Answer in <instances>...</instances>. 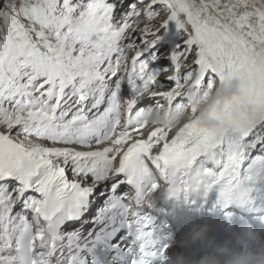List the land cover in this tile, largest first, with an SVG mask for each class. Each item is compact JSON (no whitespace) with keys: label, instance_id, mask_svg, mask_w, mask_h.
I'll list each match as a JSON object with an SVG mask.
<instances>
[{"label":"snow or ice","instance_id":"snow-or-ice-1","mask_svg":"<svg viewBox=\"0 0 264 264\" xmlns=\"http://www.w3.org/2000/svg\"><path fill=\"white\" fill-rule=\"evenodd\" d=\"M169 28L181 37L171 48ZM235 77L243 95L233 104L254 106L240 119L226 104L213 113L219 127L187 124L186 137L142 119L152 107L183 109L186 84L207 95ZM257 181L264 0H0V264H90L95 242L76 224L109 183L134 191L101 218L119 212L131 264H149L151 233L136 208L162 182L170 199L215 194L213 207L227 208L251 203Z\"/></svg>","mask_w":264,"mask_h":264},{"label":"clouds","instance_id":"clouds-1","mask_svg":"<svg viewBox=\"0 0 264 264\" xmlns=\"http://www.w3.org/2000/svg\"><path fill=\"white\" fill-rule=\"evenodd\" d=\"M181 91L188 94L187 105L172 112H169L167 105L149 108L142 115L147 128L169 127L171 124L172 133L181 137L187 136V124L194 123L200 128L214 129L220 126L221 121L213 113L222 115L226 104H233L235 97L243 95L238 77L223 83L216 81L207 95L191 84H186ZM121 107L123 109L124 105ZM253 107L246 102L233 104L232 118L240 119ZM147 179L148 176L145 175L143 180ZM152 198L153 196L148 198L150 203ZM163 242L167 250L198 246L199 254L167 251L159 257V264H264V236L258 230H246L236 235L234 240L217 241L209 236L207 225H193L190 231L180 238L168 231L163 237Z\"/></svg>","mask_w":264,"mask_h":264},{"label":"bare ground","instance_id":"bare-ground-1","mask_svg":"<svg viewBox=\"0 0 264 264\" xmlns=\"http://www.w3.org/2000/svg\"><path fill=\"white\" fill-rule=\"evenodd\" d=\"M180 35L174 30V28H169L168 29V33L164 38V42H166L168 45L173 44L175 42V40L177 39V37H179ZM128 92L132 93V89L131 87L128 88ZM127 98V97H125ZM257 185L255 188H251V191L254 194V197H257L259 195L264 196V181H257L256 182ZM110 184V183H109ZM109 184H102L100 185V187L98 188V190H100L102 192L101 195H98V193H96L94 195L93 199V204L95 205L99 200L101 202H105L107 201L108 203H110L113 199V195L114 194H123V190L125 189V185H122L115 193L110 191V187H107ZM97 190V191H98ZM108 194V195H106ZM106 197L104 200H102L100 197ZM104 207V205H103ZM94 206L91 208V212L93 210ZM91 212L84 218L83 221L81 222H77L76 227H83V232H87L89 229H99V222L98 220H95V217L93 215H91Z\"/></svg>","mask_w":264,"mask_h":264},{"label":"rangeland","instance_id":"rangeland-1","mask_svg":"<svg viewBox=\"0 0 264 264\" xmlns=\"http://www.w3.org/2000/svg\"><path fill=\"white\" fill-rule=\"evenodd\" d=\"M179 42H181V37H180V36L177 37V39L175 40V42H174L173 44L168 45L166 42H164V43H165L166 45H168V46L171 48V47H175V44H176V43H179ZM107 187H110V184H109ZM97 193H98V195H101V194H102V192H101L100 190H98ZM106 195H108V194H106ZM100 198H101V197H100ZM105 198H106V197H105Z\"/></svg>","mask_w":264,"mask_h":264}]
</instances>
